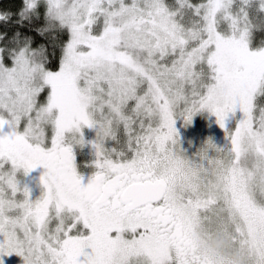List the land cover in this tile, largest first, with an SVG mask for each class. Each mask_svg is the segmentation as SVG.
Masks as SVG:
<instances>
[{
  "label": "snow or ice",
  "instance_id": "obj_1",
  "mask_svg": "<svg viewBox=\"0 0 264 264\" xmlns=\"http://www.w3.org/2000/svg\"><path fill=\"white\" fill-rule=\"evenodd\" d=\"M204 113L224 143L189 157ZM213 239L264 264V0L0 5V264H214Z\"/></svg>",
  "mask_w": 264,
  "mask_h": 264
},
{
  "label": "rangeland",
  "instance_id": "obj_2",
  "mask_svg": "<svg viewBox=\"0 0 264 264\" xmlns=\"http://www.w3.org/2000/svg\"><path fill=\"white\" fill-rule=\"evenodd\" d=\"M177 131L179 134L181 148L189 157L196 155L197 151L211 139L215 144L223 145L225 133L215 123V117L210 114H199L193 118L192 123L185 127L182 120L177 121ZM38 173H33L37 176ZM34 195L38 196L39 192ZM17 264L19 262L17 261Z\"/></svg>",
  "mask_w": 264,
  "mask_h": 264
},
{
  "label": "clouds",
  "instance_id": "obj_3",
  "mask_svg": "<svg viewBox=\"0 0 264 264\" xmlns=\"http://www.w3.org/2000/svg\"><path fill=\"white\" fill-rule=\"evenodd\" d=\"M225 248V242L220 239H213L210 245H203L200 249L202 254H207V256L213 260L214 264H218V261L223 258Z\"/></svg>",
  "mask_w": 264,
  "mask_h": 264
},
{
  "label": "trees",
  "instance_id": "obj_4",
  "mask_svg": "<svg viewBox=\"0 0 264 264\" xmlns=\"http://www.w3.org/2000/svg\"><path fill=\"white\" fill-rule=\"evenodd\" d=\"M9 0H0V5L6 6L8 4Z\"/></svg>",
  "mask_w": 264,
  "mask_h": 264
}]
</instances>
